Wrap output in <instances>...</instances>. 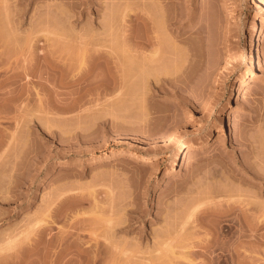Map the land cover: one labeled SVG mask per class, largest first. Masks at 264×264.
Instances as JSON below:
<instances>
[{
    "label": "rangeland",
    "instance_id": "374dc122",
    "mask_svg": "<svg viewBox=\"0 0 264 264\" xmlns=\"http://www.w3.org/2000/svg\"><path fill=\"white\" fill-rule=\"evenodd\" d=\"M157 1L220 56L165 91L129 60L151 0H0V264H264V3Z\"/></svg>",
    "mask_w": 264,
    "mask_h": 264
},
{
    "label": "bare ground",
    "instance_id": "6f19581e",
    "mask_svg": "<svg viewBox=\"0 0 264 264\" xmlns=\"http://www.w3.org/2000/svg\"><path fill=\"white\" fill-rule=\"evenodd\" d=\"M260 1L264 3V0H260ZM148 5H147L148 7L146 8V10H144V11L129 13V15L131 17V25L129 28L130 30L128 32V35H129V40H130V47L132 50V54H131V57L129 58V60H131V62H134L133 63L134 66H132V67H134L136 69V72L134 71L135 69H133V71L138 75V78H137V75L135 73H133V74H135V77H136L135 79H137V81H138V83H136V84H139V86H140L144 82V86L146 84L147 87H148V84H150V85L153 84V85H155V88H156L155 90L165 91L164 89H167V85H166L167 83L168 84L173 83L174 86H177L179 83H180V85H183V84H181L182 82H184V85H185V83H187V82L189 83V80H190V82H192L193 80L191 81L190 77L192 78V76H193V78H194L196 76V73H198L195 71L199 70L202 67V65L204 66L202 68H205L206 70L209 69L210 73H211V71H213L216 68V66L218 65V63L220 62V56H218V55L214 56V54L211 53L213 55V57H212V60L209 58V61H207L208 62V65H207V63H205V60H204L205 58L203 57L206 49L203 51V48L204 47L208 48L209 46L208 45H207L208 47L207 46H203V47L201 46L202 50H201V48L199 50L203 51V55H202V53L199 52L201 54L200 55L194 50L195 47L191 46L192 45L191 41L187 42V43H189L188 47L191 46V48L187 47L190 50V54L189 53H188L189 55L185 54V51H187L188 49L187 50H185L184 48L181 49V48H179L180 45H178L179 44L178 42L180 40L178 38H180V36H183V39H184V35H183L184 33L181 31L182 27H181V25H179L181 20H179L180 18H178L179 16L177 17V14H175V16H173V13H172V16H170L171 14L170 15L167 14L169 7H171L170 4H168L166 2L165 3L158 2L157 0H151L150 4L148 3ZM8 18L9 17L7 15V20L10 19V18L9 19ZM110 18L113 19L111 16H110ZM11 21H10V23H11ZM6 26H8L7 23H6ZM9 26H10V24H9ZM262 28H264V27H262ZM177 29H180V31H178L179 33H176ZM10 36L12 37V33H10L8 38ZM201 37L202 36L199 37L201 40L200 43H203L204 37L202 39H201ZM14 38H16V37H14ZM14 40H17V38ZM181 40H182V37H181ZM205 40L206 39L204 38V41ZM183 41L184 40H182L180 42H183ZM185 41H188V40L185 39ZM210 41H211V38H210L209 42ZM205 43H207V42L205 41L204 44ZM262 43H264L263 34L260 35L258 45H260ZM200 45H202V44H200ZM198 47H200V46H198ZM180 50L184 52V56H183V52H181ZM194 51L196 53H193ZM210 51L212 52L213 50L210 49ZM210 51L208 50L207 53ZM179 52H180V54L181 53L182 54L179 55ZM182 56L183 57L186 56V58L183 59ZM198 56L200 59H197ZM197 62H199V64H200L199 65L200 68L198 67V69H197V67H195L197 65ZM200 62H204V63L202 64ZM210 62H212V63H210ZM194 63H196V64H194ZM132 67H131V69H132ZM202 68H201V70H202ZM256 70H257V65L253 63V68L251 70V74L248 75L247 77H245L241 82V87L243 90L247 88V86L250 83V80L255 78L253 74L256 72ZM193 71L195 74L193 73ZM199 72H200V70H199ZM207 72H209V71H207ZM198 74H197V76H198ZM202 75L200 73L201 77H202ZM203 77L204 78H202V79L205 80L204 75H203ZM203 80L201 82H203ZM140 81H141V83H140ZM180 85H178V86H180ZM149 87H151V86H149ZM142 88H144V87H142ZM137 90H139L138 87H137ZM146 90H148V88H146ZM192 150L193 149H189V150L185 151L183 154V159L181 156V158H179V161L182 159V163H188L190 161V159L192 158L193 153H194ZM115 153H119V151H115L114 154ZM132 154L134 156H136L137 153L133 152ZM140 154H143L146 158H157V157L161 156L160 153L154 154L151 152L140 153ZM175 164H177V158L173 159L172 166H174ZM200 206L201 205H198L197 207L193 208L194 210L192 209L193 211H191V212L192 213L195 212L197 214L198 213L197 209H198V207L200 208ZM192 213H191V215L189 214L190 215L189 218H192V216H193ZM47 214H46V212L44 214H42V216L40 218H38L36 221H34L33 224H31L29 227L27 226L28 228H26L25 231H23L22 233L24 235H29V233H32V231L38 229L37 227H39V228L44 227V228L48 229V226H45L47 224V221H48L47 216L49 217V215H47ZM111 224H112L111 225L112 227H113V225H115L113 228L116 227V224L114 222ZM43 232H45V229H42L40 231L41 234H43ZM41 234H40V238H41V236L45 235V234H43V235H41ZM16 238L18 239V237H16ZM16 238H14V239H16ZM42 238H44V237H42ZM10 241H13V239L11 238ZM33 247H34V245H33ZM84 250L87 251L86 249H84Z\"/></svg>",
    "mask_w": 264,
    "mask_h": 264
}]
</instances>
